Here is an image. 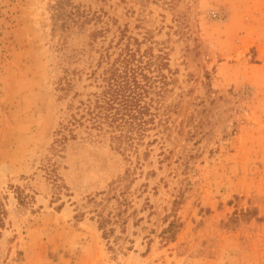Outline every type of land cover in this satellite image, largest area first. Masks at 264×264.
<instances>
[{
    "label": "rangeland",
    "instance_id": "obj_1",
    "mask_svg": "<svg viewBox=\"0 0 264 264\" xmlns=\"http://www.w3.org/2000/svg\"><path fill=\"white\" fill-rule=\"evenodd\" d=\"M125 46L166 121L62 139ZM0 201V264H264V0H0Z\"/></svg>",
    "mask_w": 264,
    "mask_h": 264
},
{
    "label": "trees",
    "instance_id": "obj_2",
    "mask_svg": "<svg viewBox=\"0 0 264 264\" xmlns=\"http://www.w3.org/2000/svg\"><path fill=\"white\" fill-rule=\"evenodd\" d=\"M80 20H87V15ZM58 32L59 36L64 34V30L58 31L52 27L53 37ZM145 53H139L129 46L121 49L102 70L98 90L79 100L74 107L76 111L70 113L65 123H61L62 139L72 137L74 127L84 126L97 135H107L110 146L124 153L137 149L149 130L166 121L169 109L167 105L163 106L166 75L162 70L169 69L167 58L159 54L153 59V54L145 57ZM60 84V88L65 89L69 86V80L64 79ZM4 216L5 209L0 201V227ZM116 219L98 213L97 224L104 238L113 231L107 224Z\"/></svg>",
    "mask_w": 264,
    "mask_h": 264
}]
</instances>
